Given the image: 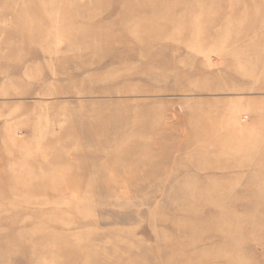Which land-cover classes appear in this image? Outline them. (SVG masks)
Listing matches in <instances>:
<instances>
[{
  "label": "rangeland",
  "instance_id": "374dc122",
  "mask_svg": "<svg viewBox=\"0 0 264 264\" xmlns=\"http://www.w3.org/2000/svg\"><path fill=\"white\" fill-rule=\"evenodd\" d=\"M0 264H264V0H0Z\"/></svg>",
  "mask_w": 264,
  "mask_h": 264
}]
</instances>
